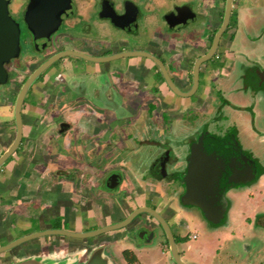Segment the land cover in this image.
<instances>
[{
    "label": "crops",
    "instance_id": "crops-1",
    "mask_svg": "<svg viewBox=\"0 0 264 264\" xmlns=\"http://www.w3.org/2000/svg\"><path fill=\"white\" fill-rule=\"evenodd\" d=\"M167 1L142 0L140 4L142 28L136 35L138 43L122 50H146L160 56L179 88L187 91L192 85L193 63L197 57L208 50L210 40L219 25L222 0H170L168 3ZM262 1L264 0H258L255 9L244 11L247 17L253 20L252 27H249L243 22L244 15L236 11L240 2L236 5L233 0L232 25L220 37L214 55L199 65L198 84L189 96L177 95L162 81L154 80L155 67L146 57H123L112 63L90 61L76 67L64 60L57 77V88L61 83L64 84L69 78H73L74 85L78 89L75 92L83 97L89 90L85 85L89 78V81L96 83L92 90H96V98H100L104 103V109L100 106L95 107L85 118L86 113L71 111L64 107L62 114L69 129L61 139L57 135L51 140L49 136H46L53 128L48 119L51 112L44 97L45 93L53 90L49 86L50 77L44 75L41 80L33 82L25 94L21 107V142L0 165V243L2 240L6 243L18 237L15 235L16 232H19L21 236L54 228L76 232L90 231L121 221L136 207L150 206L166 217L172 225L177 239L175 240L176 248L185 263L218 264L215 260L208 263L205 256L200 261L196 259L186 261L183 258L182 253L188 247L187 238L197 239L199 235L196 228L205 220L192 206L185 210L172 208L174 200L178 201L177 196L174 197L171 194L165 199L167 183L153 178L145 171L151 158L157 155V151L152 154L145 153L144 149H149V145L142 146L136 142H149L154 137H159L161 133L167 132L164 136L177 144L179 139L177 140L175 135L182 132L186 124L193 123L194 120H201L195 132L206 130L218 133L221 130L217 129H223L217 128L222 119L227 120V126L231 125L232 118L228 119V110L234 112L249 110L252 113V109L255 108L256 114L250 118L246 133L244 132V139L250 143L264 144V107L257 108L264 102V92H257L252 103L250 81L244 78L248 67L252 66L253 59L264 64L263 60L259 61L260 58L264 59V3ZM189 3L192 5L190 13L193 18L190 21L193 22L183 29L181 34L162 33V22L159 16L170 8L168 5ZM239 30L244 32L250 30L253 40L249 41V50L233 48V39ZM145 34L148 35L147 38ZM117 51L118 49L113 47L112 53ZM118 80L133 83L138 88L139 93L136 96L140 99V108L130 110L127 106H119L124 103L122 98L126 93L118 86ZM222 82L236 93L234 95L237 101H229L223 95L224 91L220 85ZM155 90L157 93L153 94ZM16 93L10 94L11 100L14 101L13 97ZM119 93H122L123 97H118ZM68 94L70 96L72 93ZM145 97H149L154 102L159 101L160 107H154L151 111L150 107L147 108L145 105ZM62 101L65 102L64 97ZM0 112L2 116H4L3 113L8 115L6 108ZM190 116L193 118L190 119ZM45 117L47 120L44 119ZM157 117L162 122L155 125L152 120L156 122ZM259 118L260 121H258ZM236 128V137L242 147L243 138L238 131L243 130L244 127L241 128L238 124ZM10 130L11 126L7 125L1 133L8 134ZM183 137H186V134ZM90 139L102 144L96 149L95 147L89 149V152L95 149L99 154L106 151L102 149L104 143L110 140L115 143L121 142L118 153H123L121 158L124 163L115 165L119 168L116 170L119 180L113 187L102 186L94 176L90 177L93 179L90 184L84 185L79 181L81 177L78 171L82 170L84 165L78 163L77 152L82 151L80 148L84 147ZM24 144H34V146L31 147L30 152H21L25 149ZM39 144L42 146L38 149L36 145ZM46 144L52 145L51 151H47L44 147ZM180 146L184 147L182 139ZM242 148L247 151L244 147ZM262 149L258 156L249 151L252 152L250 155L264 166V147ZM110 156L116 160L114 151ZM65 168L76 169L69 171L67 174L69 177H65ZM261 174L260 178L264 177V171ZM259 176L256 178L259 180L255 185L264 179H260ZM179 191L180 188H177L174 194L177 195ZM232 213L230 201L224 222L226 227L229 226L228 230L233 231L230 233V238L241 248L250 250L251 244L245 241V235L250 240L253 235L251 230L253 233L256 230L249 222L247 215L244 214L238 221L236 217L233 218ZM260 213L261 216L264 215V209H259L255 215ZM228 217H231L230 221ZM243 220L244 223L247 221V228H244L246 231L243 229L241 232L239 227L244 226ZM260 221L264 224V218ZM153 224H155L154 218L141 213L123 227L89 238L57 233L41 235L0 252V255L11 256V259L5 260L6 262L0 261V263L35 258L31 264H90L91 253L99 249V259L104 260V264H175L170 255L166 237ZM261 230H264V226ZM151 251H156L157 257H151L149 255Z\"/></svg>",
    "mask_w": 264,
    "mask_h": 264
},
{
    "label": "flooded vegetation",
    "instance_id": "flooded-vegetation-1",
    "mask_svg": "<svg viewBox=\"0 0 264 264\" xmlns=\"http://www.w3.org/2000/svg\"><path fill=\"white\" fill-rule=\"evenodd\" d=\"M14 1L15 0H9L8 11H9L10 16L18 23V26H19L20 52L18 56H16L15 58H12L6 64V68L8 71V79L5 84L0 85V91L5 90L3 88H6L7 85H9V83L12 80V77L14 76V72H12L11 69L9 68V65L11 64V62L19 57L24 56V54L26 53H31L36 58L38 57L37 59H40V61L37 60L38 61L37 64L35 61L32 62L33 64H36V65L32 64V69L30 70L31 72L35 67H37L42 61L47 59L49 56L53 55L56 52L62 51V50L69 49V50H74V51L82 52V53L89 54V55L103 56V55L111 54L113 47H116V49H118L117 52H120V51H123L122 49L133 47V44L138 43L136 41V35L142 28V25H141L142 14L140 10V7H141L140 4L142 0H69V7L67 8V10L65 12H61V14L59 15L60 22L58 24L57 29L54 30L48 36L47 42L43 44L40 50H37L35 48V42L33 39V35L31 31L27 28V25L24 21L25 11H26L27 6L31 3V0H19L20 1L18 5L19 7L16 12L12 10V5ZM225 1L226 0H222V4H221L222 7H221V10L219 11L220 12V15H219L220 22L217 28L220 26L222 22ZM232 3H233V0H232ZM191 6H192L191 3L186 4V5L173 4L170 6L168 10L166 9L167 11L166 12L164 11L160 16V19L162 22V33H166V34L167 33H180L181 34L183 29H186L189 26V24L193 22V21H190L191 19H193L190 13V9H192ZM112 11L116 13L117 15L122 16L119 18V22L122 23L124 27H126V29H122L120 27L115 26L110 21L109 17H105L106 15L112 14ZM232 17H233V13L231 11L228 25L226 26L225 31L231 27ZM204 25H206V23H204ZM87 36L89 38H92L90 39L91 42H89L88 39H86ZM66 42L68 44H66ZM210 43H211V40H210ZM22 44L31 46L32 51H27L22 56H20ZM49 49H54V51L50 52L49 54H46L48 53ZM93 49H96V51H94ZM156 56L164 64V67L169 77L173 81V83L177 86L178 89H180L177 83L175 82V80L173 79V77L170 76L168 69L166 67V64L164 63V60L160 56L158 55ZM64 60L71 62L74 67L78 65L80 66L83 64L85 65V63L90 62L88 60H85L77 56H72V55L63 56L57 59L56 61H54L50 66H48L42 73H40V75L37 76V78L33 82H37L41 80L42 77L50 69L52 70L55 69L58 71L57 73L60 74V69L62 67ZM79 60H83L84 63H81ZM114 61L115 60L105 61L104 63H112ZM96 63H103V62H96ZM152 63L155 67L154 68L155 69L154 80L162 81L166 85V87L170 89L168 85L166 84L164 78L162 77L158 66L154 62ZM251 65L252 66L248 67L244 78L245 80L250 81L249 82V85L251 87L250 95L252 97L251 102L253 103L255 100L256 93L259 91L264 92V64L258 63L256 62V60L253 59V62ZM27 75L23 77L21 83L23 82V80L26 78ZM49 77L51 79V76ZM116 78L117 77H115V81H117ZM72 79L73 78H69V80L65 81L64 84L61 83L62 85L60 84L58 88L55 84V88L53 91L50 90L49 92L45 93V96H44L45 103L47 107L50 108L49 110L51 112L49 114V122L51 123V125H53V127L56 128L54 132H49L48 134H46V136H49L48 138L51 140L52 138L57 137V135L59 139H61L63 135H66V131L69 129L68 123L66 122L62 114L64 107L71 109V111H81V112L86 113L85 118H87V116L90 115V113L92 112V110H94L95 107L100 106V107H103L104 109V103L100 100L99 97H98L99 99L96 98V95H95L96 90L95 91L92 89L87 90V93H84L85 95L83 97H80L82 95H80L78 92H75L77 88H76V85H74V81ZM121 81L118 80V86L120 87V89L123 90L124 93H126V95L125 97H123L122 93H119L118 97H123L122 102H124L122 103V105L120 104L119 106H122V107L127 106L128 108L130 107L129 108L130 110H135L136 108H140L141 106V104H139L140 99L139 97L136 96L139 93L138 88L133 83H129L126 81L121 82ZM69 92L72 93L70 94V96L68 94ZM155 93H157L156 90L154 91L153 94ZM63 97L65 98V102L62 101ZM144 102L147 108L150 107L151 111L154 109V107H157V106L160 107L161 105L159 101L158 102H154V100L151 101L149 97H145ZM204 106L207 107V104H205ZM204 131L206 130H201L200 132H198L196 137L186 136V139L184 138L183 140V145H184L183 148H181V146L179 147L178 144H175L177 145L176 147L178 148V150L176 149L173 150L172 146H170L171 139L170 138L168 139L166 136H164L167 132L164 133L163 131H162L163 133H161L159 137H154L152 141L136 142L138 145H142V146L149 145L148 146L149 153L151 151L152 152L157 151L156 152L157 155L151 158L145 171L150 176H152L153 178L157 180H162L164 182L169 181L171 183V188H172L171 191L173 192L176 191L177 188H180V191L176 195L178 202H179V195L184 190V183L182 179L180 178V176L185 173V170L187 167L186 158L190 152V146L194 142L197 141L200 134H202ZM208 132L214 133L216 135H222V133L219 134L213 131H208ZM259 134H262V132H259ZM161 138H163V142H161ZM120 144H121L120 141L115 143L114 141L112 142V140L104 143L102 149H105L106 151L102 152L101 154L97 153L95 149L96 147H100L102 144L95 143L91 139L89 142L85 143L84 147L80 148V150L82 151L77 152V157L79 159L78 163H80L81 165L82 164L84 165V167H82V170L78 171L81 177L79 179V181L82 182L81 184H84V185L85 183L90 184L93 181V179H91L90 177L94 176L99 181V183L102 184V186L110 187L109 186L110 183H108L107 181L108 176L112 174H116L119 177V174L116 172V170H118L119 168L116 166H118L119 163L120 164L124 163L121 158L123 153L122 152L118 153L119 152L118 146ZM93 147H95L93 152H89V149ZM151 149H154V150H151ZM113 151L116 154L115 156L116 158L114 157L116 160H114L113 157L110 156L113 154ZM103 154H106L107 156L104 157ZM114 167L115 169H113ZM75 169L76 168H72L69 170L68 168H65L64 169V171L66 172V173L64 172L65 177L68 176L67 174L69 173V171H75ZM60 170H63V169H60ZM183 207H190V206H183ZM228 208H229V203H228ZM199 213H200L201 218L204 219L200 211ZM256 218L262 219L264 218V215L262 216L257 215ZM164 219L168 223L172 231V234L174 236V239L177 240L174 235V230L172 228V225L167 221L166 217H164ZM225 220H226V217L223 220V222L217 225H212L206 220L205 222L211 227H216L218 225L224 224ZM254 223L256 224L257 222H254ZM153 226L155 228L156 227L159 228V230H161L162 234L165 237L163 229L161 228V226L156 220ZM135 234L137 235L138 233L136 232ZM240 249H241V255L247 258L246 261L248 260V258H250L251 264H264L263 263L264 254L262 253V251L257 250L255 252H251L252 249L250 250L244 249V248H240ZM241 255H240V250L239 252L234 254V256H237L238 258H240ZM227 256L228 258H231L232 255H227ZM233 264H236V263H233Z\"/></svg>",
    "mask_w": 264,
    "mask_h": 264
},
{
    "label": "water",
    "instance_id": "water-1",
    "mask_svg": "<svg viewBox=\"0 0 264 264\" xmlns=\"http://www.w3.org/2000/svg\"><path fill=\"white\" fill-rule=\"evenodd\" d=\"M8 2L9 0H0V85L5 84L8 79L6 64L12 58L18 56L20 52L19 26L9 14ZM231 6L232 0H226L222 22L214 32L208 50L197 57L193 63L192 85L187 91H181L178 89L169 77L162 61L156 55L146 50H124L111 53L109 55L99 56L66 49L49 56L26 76L14 97L13 121L15 135L12 142L0 153V165L18 148L21 142V107L28 88L37 76L40 75V73H42L54 61L68 55L77 56L94 62L113 61L129 56L146 57L158 66L166 84L175 94L180 96H189L195 91L198 84L199 65L213 56L219 39L228 25ZM68 7L69 0H31V3L26 8L24 21L27 28L33 35L35 48L37 50L42 48L43 44L47 42L48 36L57 29L60 22L59 15L61 12H65ZM105 17H109L110 21L115 26L126 29V27L119 22V18L122 17L121 15H117L112 11V14L106 15ZM186 162L187 167L185 173L180 176L184 183V190L179 195V203L183 206L196 207L201 212L203 218L212 225H217L223 222L226 217L228 208L226 191L235 186L248 185L254 181V169L252 166L240 162L231 154L216 147L212 142L207 141L204 137H199L197 141L190 146V152L186 158ZM118 180L119 177L116 174L108 176L107 179L108 183H110V187H112ZM141 213H146L154 218L163 229L168 243L169 252L174 263L187 264L180 257L176 248L174 236L164 217L154 208L148 206L136 207L121 221L90 231L76 232L54 228L21 235L4 244H1L0 252L9 250L12 247L34 237L51 233L78 238L93 237L102 232L123 227L127 225L135 216ZM99 254V249L91 253L90 264H104V260L99 259ZM31 261H35V258L0 264H31Z\"/></svg>",
    "mask_w": 264,
    "mask_h": 264
},
{
    "label": "rangeland",
    "instance_id": "rangeland-1",
    "mask_svg": "<svg viewBox=\"0 0 264 264\" xmlns=\"http://www.w3.org/2000/svg\"><path fill=\"white\" fill-rule=\"evenodd\" d=\"M19 2H20L19 0L14 1L13 5H12V10L14 12H16L18 10ZM168 2H170V0H168L167 3ZM238 2H240V6L236 7V11L238 13H240L241 15H244L243 22L247 23V25L249 27H252L251 24H252L253 20L251 18L247 17V14L244 13V11H247L248 9L251 10L252 8L255 9V5L258 2V0H234V3H236V5ZM262 2L264 3V1H262ZM165 6H166V3H165ZM168 6L170 7V4ZM242 7H244V8H242ZM160 11H162V10H160ZM245 31L246 32L239 30V32L236 33V36L233 39L234 40V47H233L234 49L245 48V49L249 50V44L251 42L250 40H253V39H252V35H250V30H245ZM147 36L148 35L145 34L146 38H147ZM246 38L249 40H247ZM86 39H88V41L91 42L90 39H92V38H89L87 36ZM66 44H68V43L66 42ZM93 50L96 51V49H93ZM27 51H32L31 46L22 44L20 56H22ZM53 51H54V49H49L48 53H46V54H49L50 52H53ZM37 58L31 53H26V54H24V56L19 57V58L15 59L14 61H12L11 64L9 65V68L11 69V71L14 72V76L12 77V80L9 83V85H7L6 88H3L5 90L0 91V105H5V106H0V111H4L5 108L8 111L7 116H6V113H3L4 116H2V114L0 112V153L3 150H5L7 148V146L12 142L14 135H15V127H14V122H13V120H14L13 119V116H14L13 115V99L11 100L10 94L12 93L11 95H14V93H16L18 91L19 85H21V81H22L23 77L25 75L29 74L30 70L32 69V64H33L32 62L35 61L37 64L38 61H40V59H37ZM262 60L263 59L260 58L259 61H262ZM79 61L81 63H84L83 60H79ZM36 64H33V65H36ZM57 72L58 71L55 69H53V70L50 69L45 74L47 76L48 75L51 76L49 86L53 90L55 88L56 82L58 81L57 77H59ZM84 78L86 79L87 77H84ZM88 79H87V82H85V85L90 90L96 86V83H94L93 81H89ZM53 85H54V87H53ZM220 85L224 91L223 95L229 101H232V102L237 101L236 100L237 97H236V95H234L236 93L233 90L229 89V87L224 82H222ZM53 90H51V91H53ZM204 105H205V103H204ZM262 107H264V102L262 103V105L258 106L257 108H262ZM252 110H253L252 113L249 110H248V112H242V111L234 112V111L228 110L227 111V113H228L227 117H229L228 118L229 120H230V118H232V120L230 122L231 125L227 126V123H228L227 120L222 119L221 123L219 124L220 126L218 125L219 127H217V128H223V129H217V130L218 131L224 130V132H225L226 128L228 129L230 127V128H234V130H236L237 129L236 127L238 126V124L241 126V128L243 126L244 127L243 130L238 131L243 138L242 143H241L242 147L247 149V151L251 150L255 155H257L263 151L262 148L264 147L263 146L264 144H261L258 142H251L250 143L248 140L244 139V132L246 133V130H247L246 128L250 123V118H252L253 114H256V109L253 108ZM47 116L48 115H46V117ZM5 117H7V118H5ZM46 117L44 118L45 120H47ZM191 118H193V116H190V119ZM155 120H156V122L154 120H152V122H154L155 125L162 122L159 117H157ZM258 121H260V118L258 119ZM200 122H201V120H194L193 123H187L186 126L184 127L183 131L179 132L178 134L175 135L176 139L177 140L179 139L178 141L176 140L178 142L177 144L179 146L181 143V139L182 140H184V138L186 139V137L182 138V136H184L185 134H186V136H192V137L195 136L196 137L197 132H195V131L197 130V127L200 125ZM7 125L11 126L10 132L8 134L6 132L4 134H2L1 131L4 130V128L7 127ZM55 129H56L55 127L51 128L50 132H54ZM212 130H215V129H212ZM221 131H219L218 133L224 134V132H221ZM43 134H45V133H43ZM172 140H174V139H172ZM175 144L176 143L171 141L170 146H172L173 150L174 149L178 150V148L176 147L177 145H175ZM24 146H25V149L21 150V152H24V151L30 152L31 147L34 146V144H24ZM41 146H42L41 144L36 145V147L38 149L41 148ZM44 147L47 149V151L52 149V145H49V144H46ZM151 150H154V149H151ZM251 151H249L248 153H252ZM144 152L145 153L148 152V149L147 150L144 149ZM260 176H259V178H260ZM263 178L264 177H262L260 179H263ZM258 180L259 179H256L253 182L254 184L251 183L250 185H245V186H235V187L229 189L228 191H226V197L228 199V203H230V201L232 203L233 218L236 217V220L240 221L244 214L247 215L249 217L248 218L249 222L251 223L253 228H255V230H256V231H254V233L251 230V234H253V235H252V238L250 240L248 239V236L245 235V237H246L245 241H247L251 244V249H252L251 252H255L258 250V251H262V253L264 254V230H261L262 227L264 226V224L261 223V225H258L261 222L260 221L261 218H256L257 216L255 215L256 212L259 211V209H261V210L264 209V179L262 180V182L259 181L260 183L255 185L256 183H258L257 182ZM165 183H167V184H165V190H166L165 199L168 198V196H170L171 194H172V196L175 197L176 195L174 194L173 191H171L172 190L171 183L169 181H166ZM230 207H231V205H230ZM172 208L175 210H181V209L185 210V208H188V207H183L178 203L177 200L176 201L174 200V202L172 203ZM259 215H261V213ZM229 218L231 219V217H228V220H229ZM254 222H257V223L255 224ZM243 225L244 226L239 227L241 232L244 228L245 229L247 228V226H246L247 221H245V223H244V220H243ZM228 228H229V226L226 227L225 224L218 225V226H216V228L211 227L210 225H208L206 222L203 221L201 226L196 228L198 235H199L198 238L197 239H190V238L188 239L187 238L186 244L188 247H187V249H184L185 250L184 253H182V251H181V253L183 254V258L186 261H192L193 259L200 261V260H202V258L204 259L203 256H205L208 260L207 261L208 263L213 262V260H215V262L218 261V264H225V263L241 264L243 262L246 263L247 258H245L241 255L240 245L235 243L234 241H232V239L230 238V233L233 231H231V230L229 231ZM239 228H237V229H239ZM15 235L19 236L20 233L16 232ZM3 242L5 243V240H2L1 243H3ZM259 249H261V250H259ZM239 250H240V255H241L240 258H238L237 256H234V254L239 252ZM149 255L151 257H157L156 251H151L149 253ZM227 255H232V256H231V258H228ZM9 258L11 259V256H8L6 254L0 255V261H2V262H6L5 260H9ZM144 260L147 262V260L145 258H144ZM247 263L251 264L250 258H248Z\"/></svg>",
    "mask_w": 264,
    "mask_h": 264
},
{
    "label": "trees",
    "instance_id": "trees-1",
    "mask_svg": "<svg viewBox=\"0 0 264 264\" xmlns=\"http://www.w3.org/2000/svg\"><path fill=\"white\" fill-rule=\"evenodd\" d=\"M199 137H204L207 141L212 142L216 147L231 154L240 162L252 166L254 169V180L264 171V166L253 158L250 153L245 151L238 142L236 131L234 128H228L224 134L216 135L214 133L204 131Z\"/></svg>",
    "mask_w": 264,
    "mask_h": 264
}]
</instances>
